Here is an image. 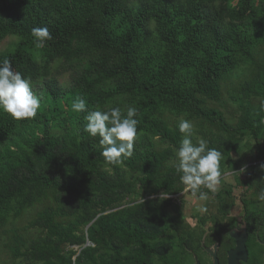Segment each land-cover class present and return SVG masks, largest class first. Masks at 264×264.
<instances>
[{"label": "trees", "instance_id": "obj_1", "mask_svg": "<svg viewBox=\"0 0 264 264\" xmlns=\"http://www.w3.org/2000/svg\"><path fill=\"white\" fill-rule=\"evenodd\" d=\"M35 27L52 36L43 48ZM9 38L0 61L41 100L30 120L0 110V239L12 264H177L182 119L194 143L222 152V175L223 163L264 162V0H0V46ZM77 98L138 109L122 165L105 163L84 131L88 111L71 110Z\"/></svg>", "mask_w": 264, "mask_h": 264}, {"label": "clouds", "instance_id": "obj_2", "mask_svg": "<svg viewBox=\"0 0 264 264\" xmlns=\"http://www.w3.org/2000/svg\"><path fill=\"white\" fill-rule=\"evenodd\" d=\"M32 37L37 48L45 47L52 39L47 27L33 28ZM40 106L41 100L34 94L30 79L16 71L8 58L0 61V110L20 121L35 118ZM71 110L76 113L88 111L84 131L93 138H99L100 154L107 165H122L125 159L132 157L138 136L137 108L128 106L126 115L120 107L93 111L88 110L83 98H77L71 104ZM178 130L183 138L175 151V171L184 186V193H190L200 202L195 210L206 213L205 202L209 199V192L216 193L221 184L223 154L209 147L203 138L193 142L194 125L191 121L180 120ZM261 168L264 169V165ZM245 169L246 166L242 167L241 172ZM165 196L166 193H161L159 198L164 199ZM258 200L264 202V190L258 194Z\"/></svg>", "mask_w": 264, "mask_h": 264}, {"label": "flooded vegetation", "instance_id": "obj_3", "mask_svg": "<svg viewBox=\"0 0 264 264\" xmlns=\"http://www.w3.org/2000/svg\"><path fill=\"white\" fill-rule=\"evenodd\" d=\"M223 165L230 170L222 175L218 191L209 193L206 213L190 210V193L175 196L183 207L185 226L183 236L170 246L177 264H264V202L258 200L264 169L252 168L264 162Z\"/></svg>", "mask_w": 264, "mask_h": 264}, {"label": "rangeland", "instance_id": "obj_4", "mask_svg": "<svg viewBox=\"0 0 264 264\" xmlns=\"http://www.w3.org/2000/svg\"><path fill=\"white\" fill-rule=\"evenodd\" d=\"M12 38H9L3 42V44L0 46L1 50L6 49V47L9 45V43L12 41ZM179 198V197H177ZM187 200H190L188 203L190 206V210L196 209L198 204L200 203L197 199L191 198L190 196H186ZM31 213H28L23 220L19 221L18 224L22 227L23 225L27 224L29 217ZM9 244V238L7 236H2L0 239V264H12V254L7 247Z\"/></svg>", "mask_w": 264, "mask_h": 264}, {"label": "water", "instance_id": "obj_5", "mask_svg": "<svg viewBox=\"0 0 264 264\" xmlns=\"http://www.w3.org/2000/svg\"><path fill=\"white\" fill-rule=\"evenodd\" d=\"M88 245H90V242H88Z\"/></svg>", "mask_w": 264, "mask_h": 264}]
</instances>
